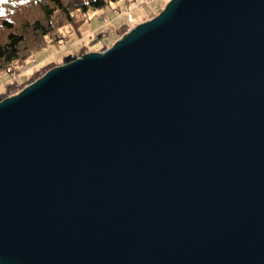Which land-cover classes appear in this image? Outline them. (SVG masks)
I'll use <instances>...</instances> for the list:
<instances>
[{
    "label": "water",
    "instance_id": "water-1",
    "mask_svg": "<svg viewBox=\"0 0 264 264\" xmlns=\"http://www.w3.org/2000/svg\"><path fill=\"white\" fill-rule=\"evenodd\" d=\"M127 32L0 102V264H264V0Z\"/></svg>",
    "mask_w": 264,
    "mask_h": 264
},
{
    "label": "trees",
    "instance_id": "trees-1",
    "mask_svg": "<svg viewBox=\"0 0 264 264\" xmlns=\"http://www.w3.org/2000/svg\"><path fill=\"white\" fill-rule=\"evenodd\" d=\"M118 2L119 0H11L10 4H4L0 9V75L5 71L16 73L29 60H32L37 52L49 45H60L66 42L67 37L63 33L65 29L69 32L77 30L90 14ZM35 9L37 15L31 20L27 13L35 12ZM23 15L24 18L20 21ZM18 21L19 24L16 26ZM102 35L99 34L95 38V44ZM27 42L32 44V48L26 45ZM79 58L81 57L71 55L64 59L61 66ZM53 69L55 67L50 71ZM26 82L22 84L16 82L9 85L7 89L11 91L17 84L22 86Z\"/></svg>",
    "mask_w": 264,
    "mask_h": 264
},
{
    "label": "rangeland",
    "instance_id": "rangeland-1",
    "mask_svg": "<svg viewBox=\"0 0 264 264\" xmlns=\"http://www.w3.org/2000/svg\"><path fill=\"white\" fill-rule=\"evenodd\" d=\"M172 0H119L110 7L92 13L77 30L63 31L67 40L59 44L49 45L33 55L16 73L1 72L0 75V100H4L13 93H20L48 74L50 69L57 68L64 63V59L74 55L77 58L87 55L92 51H108L113 43L120 41L124 33L135 26L148 22L153 16H158ZM11 0H0V9ZM4 9V8H3ZM32 20L37 15V10L27 13ZM24 18L20 19V21ZM19 21L16 23L18 26ZM125 26V27H124ZM124 27V28H123ZM122 28V30H121ZM119 30V32H118ZM121 30V31H120ZM118 32V34H117ZM122 32L121 34H119ZM103 34L95 44V38ZM26 45L32 48V44ZM27 81V82H26ZM26 82L25 85L17 84L11 91L7 87L14 83Z\"/></svg>",
    "mask_w": 264,
    "mask_h": 264
},
{
    "label": "snow or ice",
    "instance_id": "snow-or-ice-1",
    "mask_svg": "<svg viewBox=\"0 0 264 264\" xmlns=\"http://www.w3.org/2000/svg\"><path fill=\"white\" fill-rule=\"evenodd\" d=\"M5 2H6V0H5Z\"/></svg>",
    "mask_w": 264,
    "mask_h": 264
}]
</instances>
